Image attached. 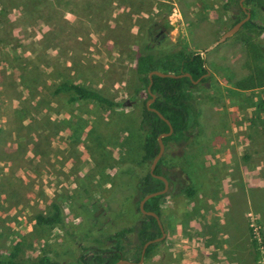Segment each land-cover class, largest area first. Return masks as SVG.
<instances>
[{"label": "rangeland", "instance_id": "rangeland-1", "mask_svg": "<svg viewBox=\"0 0 264 264\" xmlns=\"http://www.w3.org/2000/svg\"><path fill=\"white\" fill-rule=\"evenodd\" d=\"M226 1L0 0V257L18 244L23 262L48 256L77 264L80 254L90 259L109 247L107 235L145 219L136 191L145 168L138 129L144 95L133 94L136 53L145 42L155 53L176 46L204 52L209 80L183 85L197 110L194 135L182 146L167 142L160 158L161 168L195 195L187 197L171 181L159 201L165 237L142 264H180V226L209 227L220 213L215 206L227 204L244 210L261 264L264 111L257 105L264 87L238 83L251 72L245 37L264 46V9L248 2L254 27L205 51L242 18L237 9H223ZM64 80L97 90L117 106L70 103V94H54ZM52 203L73 237L58 225L36 223ZM199 237L192 248L210 250ZM128 241L122 259L137 263L134 233Z\"/></svg>", "mask_w": 264, "mask_h": 264}, {"label": "trees", "instance_id": "trees-1", "mask_svg": "<svg viewBox=\"0 0 264 264\" xmlns=\"http://www.w3.org/2000/svg\"><path fill=\"white\" fill-rule=\"evenodd\" d=\"M248 2H253L259 8L264 7V0H246L244 6ZM223 9L226 12H231L236 9L240 11L239 0H227L223 5ZM241 15L244 17V14ZM240 19L241 18L236 19L234 23H237ZM247 27H254L251 20L242 26V28ZM255 37H257V34ZM244 42L248 53L250 51L251 55L249 62L251 64V72L248 76L239 81L238 85L242 89L264 87V65L260 64L264 61V46L252 39L251 36H246ZM152 71L171 73L174 75L189 74L191 80L196 81L203 77L208 72V69L199 52L186 51L176 46L171 48L167 53L164 51L155 53L151 51L149 44L145 42L137 50L134 66L136 83L133 94L140 97L144 95V97H142L144 98V104L140 111L138 122V129L142 133L140 163L145 167L137 174L138 181L136 183V191L139 194V202L144 196L163 189V181L154 175L164 177L169 184H171L173 179L176 180L178 186L177 191L183 192L187 197H193L195 195L194 188L192 186H184L173 172L163 170L161 168V159L158 161L153 171L154 175L150 173L152 160L159 151L158 137L163 133H167L169 127L163 119L149 109L151 108L158 111L163 118L170 123L173 129L170 136L162 138L164 146L169 141H173L178 146L184 145L193 138L197 124L196 107L183 90L184 84L192 85L193 83L185 76L182 78H168L153 75L150 85L148 75ZM208 80L209 77L207 76L203 77L200 82L203 83ZM148 86H150V92L147 91ZM61 93L70 94L68 98V102L70 103L91 101L110 108H115L117 106V103L113 99L107 97L103 93L70 80H64L55 87L54 94L58 95ZM151 94L155 96V100L148 108L146 102L151 98ZM257 108L264 111V97L258 103ZM129 171L130 170L127 169L126 173H129ZM163 196L164 195H160L148 199L144 204V210L155 213L161 219V206L159 201ZM35 220L38 225L48 227L58 225L67 232L69 236H74V233L70 231L65 223L60 207L56 203L51 204L48 214H38ZM133 233L139 245V249L132 250L133 256H135L136 261L139 262L143 246L147 242L160 237L161 229L154 217L145 215V219L141 221L138 226L127 227L107 235L105 241L109 243V247L101 249L99 254H96L90 259H87L85 254H80L77 259V264H116L128 254L126 251L127 243H129L128 235ZM157 244L158 243H152L148 245L144 253L145 258L151 255ZM19 252L20 246L18 244L14 245L7 256L0 257V264H58L52 262L48 256H42L36 262H23L18 259Z\"/></svg>", "mask_w": 264, "mask_h": 264}, {"label": "crops", "instance_id": "crops-1", "mask_svg": "<svg viewBox=\"0 0 264 264\" xmlns=\"http://www.w3.org/2000/svg\"><path fill=\"white\" fill-rule=\"evenodd\" d=\"M235 206V204L215 206L223 217L220 213L217 214L212 222L209 221L211 222L209 227L203 225L204 223L198 227L199 225L192 221L184 225L186 229L183 225L180 226V234L183 233L184 238L181 244L183 258L180 264H256L244 210L239 205L236 208ZM218 217L220 219H217ZM199 235L206 238L210 250L198 251L197 247L192 248L191 241L198 242Z\"/></svg>", "mask_w": 264, "mask_h": 264}, {"label": "water", "instance_id": "water-1", "mask_svg": "<svg viewBox=\"0 0 264 264\" xmlns=\"http://www.w3.org/2000/svg\"><path fill=\"white\" fill-rule=\"evenodd\" d=\"M245 1L246 0H239L240 6H242V8L246 11L245 12V17L243 19H241L239 22H237L236 24H234L228 31H226L217 41H215L212 45H210L205 51H208V50L214 48L215 46H217L220 43L224 42L227 38H229V37L233 36L234 34H236L242 28V26L251 19L250 11L247 10L243 6V3ZM199 54L201 56H203L204 52H199ZM153 75H156V76H159V77H168V78H182L183 76H185V77H188L193 84H196V83L200 82L203 77H207L209 75V72H207L203 77L199 78L198 80L193 81V80H191L189 74L174 75V74H171V73H162V72H159V71H152L148 75L149 79H150V85L152 83V76ZM147 91L150 92V86H148ZM154 100H155V96L153 94H151V98L146 102V106L149 108V105ZM149 109L152 110L153 112H155L161 119H163L167 123V125L169 127V131L167 133H163V134H161L158 137L159 151H158L157 155L154 157V159L152 160V163L150 165V173L152 175H154L153 171H154L158 161L160 160V158H161V156H162V154L164 152V144H163L162 138L170 136L172 134V132H173V129H172L170 123L166 119H164L163 116L158 111H156L154 109H151V108H149ZM154 176L157 177L158 179H160L161 181H163L164 187L160 191H156V192H153L151 194H148V195L144 196V198L139 202V211L141 213H143L144 215L152 216V217H154L156 219L157 224L159 225V227L161 229V236L156 238V239H154V240H152V241L147 242L143 246L139 262L133 263V262H130L128 260L121 259L116 264H142L143 258H144V253H145V250L148 247V245H150L152 243L161 242L164 239V237H165V233H164V230L162 228V224H161V221H160V218L158 217V215H156L153 212H147V211L144 210V204H145V202L148 199H150L152 197L164 195L168 191L169 182L167 181V179H165L162 176H156V175H154Z\"/></svg>", "mask_w": 264, "mask_h": 264}, {"label": "flooded vegetation", "instance_id": "flooded-vegetation-1", "mask_svg": "<svg viewBox=\"0 0 264 264\" xmlns=\"http://www.w3.org/2000/svg\"><path fill=\"white\" fill-rule=\"evenodd\" d=\"M239 6H240V4H239ZM243 6H244V3H243ZM244 7H245L247 10H249L248 7H247L246 5H245ZM240 9H241V10H240L241 14H244V17H245V12H246V11L242 8V6H240ZM262 9H264V8H262ZM250 13H251V12H250ZM244 17H242L241 19H243ZM241 19H240V20H241ZM240 20H239V21H240ZM239 21H238V22H239ZM234 24H236V23H234ZM234 24H233V25H234ZM233 25H232V26H233ZM159 34H161V32H159ZM159 34H157V35L155 36V38H158ZM160 39H161V38H160Z\"/></svg>", "mask_w": 264, "mask_h": 264}, {"label": "built area", "instance_id": "built-area-1", "mask_svg": "<svg viewBox=\"0 0 264 264\" xmlns=\"http://www.w3.org/2000/svg\"><path fill=\"white\" fill-rule=\"evenodd\" d=\"M253 232H254V236H255V238L258 240V238L256 237V236H258V237H259V233L257 232V228L253 229ZM261 253L263 254V253H264V251H263V250H261ZM261 264H264V256H262V261H261Z\"/></svg>", "mask_w": 264, "mask_h": 264}]
</instances>
